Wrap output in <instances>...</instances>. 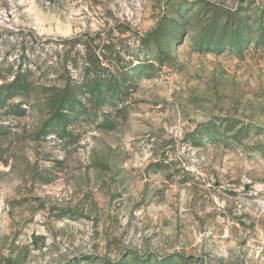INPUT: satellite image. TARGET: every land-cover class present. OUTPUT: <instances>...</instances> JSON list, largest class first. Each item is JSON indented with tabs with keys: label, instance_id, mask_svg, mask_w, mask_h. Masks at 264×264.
<instances>
[{
	"label": "rangeland",
	"instance_id": "obj_1",
	"mask_svg": "<svg viewBox=\"0 0 264 264\" xmlns=\"http://www.w3.org/2000/svg\"><path fill=\"white\" fill-rule=\"evenodd\" d=\"M17 77L0 264H264V0H0Z\"/></svg>",
	"mask_w": 264,
	"mask_h": 264
},
{
	"label": "trees",
	"instance_id": "obj_2",
	"mask_svg": "<svg viewBox=\"0 0 264 264\" xmlns=\"http://www.w3.org/2000/svg\"><path fill=\"white\" fill-rule=\"evenodd\" d=\"M119 83L120 82L117 83L118 86H119ZM76 87L79 88V90H80V88L82 89L83 86L81 87L79 84H77ZM7 89L8 90H7V92L5 94H2V92H1L2 89H0V111H2L3 109L6 108L7 101L9 99H11V98H13L15 96H24V97H27V95H30L29 86H28L27 80L25 78H20V77L15 78L13 80V82L8 86ZM88 91H89V88L85 87L84 92H85L86 95H87V92ZM113 97H115V96H113ZM14 113L16 114L17 111H15Z\"/></svg>",
	"mask_w": 264,
	"mask_h": 264
}]
</instances>
